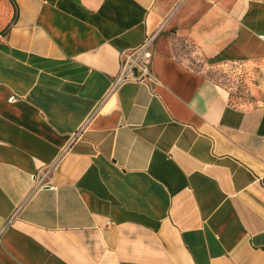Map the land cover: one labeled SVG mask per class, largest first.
<instances>
[{"label": "crops", "instance_id": "crops-1", "mask_svg": "<svg viewBox=\"0 0 264 264\" xmlns=\"http://www.w3.org/2000/svg\"><path fill=\"white\" fill-rule=\"evenodd\" d=\"M7 1L0 264H264V0Z\"/></svg>", "mask_w": 264, "mask_h": 264}, {"label": "built area", "instance_id": "built-area-1", "mask_svg": "<svg viewBox=\"0 0 264 264\" xmlns=\"http://www.w3.org/2000/svg\"><path fill=\"white\" fill-rule=\"evenodd\" d=\"M158 34V30L149 33L143 41L136 46L124 48L118 53L119 72L111 83V90L118 85L133 81L140 83H154L155 78L151 71V63L153 57V44ZM14 98H9L12 101ZM49 170L35 177L34 188L50 186L48 180Z\"/></svg>", "mask_w": 264, "mask_h": 264}, {"label": "rangeland", "instance_id": "rangeland-1", "mask_svg": "<svg viewBox=\"0 0 264 264\" xmlns=\"http://www.w3.org/2000/svg\"><path fill=\"white\" fill-rule=\"evenodd\" d=\"M9 11V4L7 0H0V29H2L8 21L11 20V14ZM235 70L232 68H223L219 71H216L212 74L213 78L221 83L227 81L228 75H235ZM236 76V75H235ZM243 101L248 100L249 102L255 101V99L244 98Z\"/></svg>", "mask_w": 264, "mask_h": 264}]
</instances>
